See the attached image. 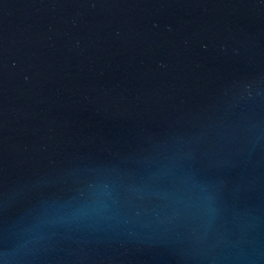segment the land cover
<instances>
[{"label": "water", "instance_id": "1", "mask_svg": "<svg viewBox=\"0 0 264 264\" xmlns=\"http://www.w3.org/2000/svg\"><path fill=\"white\" fill-rule=\"evenodd\" d=\"M0 264H264V0H0Z\"/></svg>", "mask_w": 264, "mask_h": 264}]
</instances>
